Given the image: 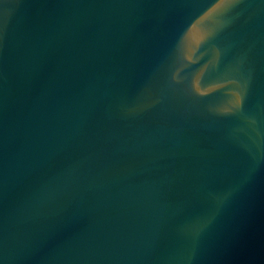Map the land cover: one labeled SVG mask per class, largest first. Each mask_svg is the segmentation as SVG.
<instances>
[{"label":"water","instance_id":"water-1","mask_svg":"<svg viewBox=\"0 0 264 264\" xmlns=\"http://www.w3.org/2000/svg\"><path fill=\"white\" fill-rule=\"evenodd\" d=\"M0 264H264V0H0Z\"/></svg>","mask_w":264,"mask_h":264}]
</instances>
